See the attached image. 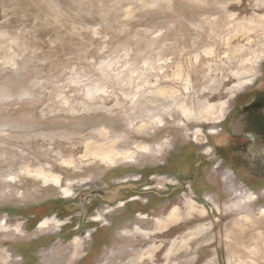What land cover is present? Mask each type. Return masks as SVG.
Returning <instances> with one entry per match:
<instances>
[{
    "label": "rangeland",
    "instance_id": "rangeland-1",
    "mask_svg": "<svg viewBox=\"0 0 264 264\" xmlns=\"http://www.w3.org/2000/svg\"><path fill=\"white\" fill-rule=\"evenodd\" d=\"M259 102L264 0H0V264H264Z\"/></svg>",
    "mask_w": 264,
    "mask_h": 264
},
{
    "label": "flooded vegetation",
    "instance_id": "flooded-vegetation-1",
    "mask_svg": "<svg viewBox=\"0 0 264 264\" xmlns=\"http://www.w3.org/2000/svg\"><path fill=\"white\" fill-rule=\"evenodd\" d=\"M252 109L256 110L255 113H257V114L260 115L261 113H263L264 105H263V103L259 102L258 104L254 105L252 107ZM256 121H255V123L258 125L259 128H261L260 131L262 133V136H264V132H263V129H264V116H262V117L259 116ZM254 134H256V133L254 132ZM243 141L245 142V144L248 143V142H250L249 139H247V138L243 139ZM233 152H234V150H233ZM226 163H229L231 166L235 167L233 165V162L226 161ZM238 173H239V175H242L243 177H246L247 176L246 173L245 174L244 173L241 174L240 172H238Z\"/></svg>",
    "mask_w": 264,
    "mask_h": 264
},
{
    "label": "bare ground",
    "instance_id": "bare-ground-1",
    "mask_svg": "<svg viewBox=\"0 0 264 264\" xmlns=\"http://www.w3.org/2000/svg\"><path fill=\"white\" fill-rule=\"evenodd\" d=\"M175 93V92H174ZM173 97V96H172ZM261 121V120H260ZM257 122V121H256ZM238 125V124H237ZM256 139V138H255ZM115 140V139H114ZM99 157H101L102 159H104V160H108V161H114V159H115V156L114 155H112V154H106V153H103V154H101V155H98ZM97 157V156H96ZM117 159V158H116ZM45 176V175H44ZM46 177V176H45ZM47 178V177H46ZM48 179V178H47ZM52 180V179H51ZM55 181V180H54ZM53 181V182H54ZM59 181V180H58ZM57 182V181H56ZM60 182H61V180H60ZM249 221V220H248ZM11 257V256H10Z\"/></svg>",
    "mask_w": 264,
    "mask_h": 264
}]
</instances>
